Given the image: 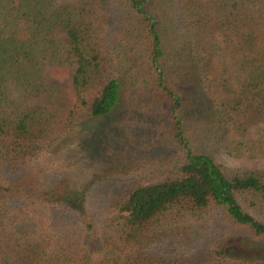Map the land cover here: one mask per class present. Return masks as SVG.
Here are the masks:
<instances>
[{"label":"trees","instance_id":"trees-1","mask_svg":"<svg viewBox=\"0 0 264 264\" xmlns=\"http://www.w3.org/2000/svg\"><path fill=\"white\" fill-rule=\"evenodd\" d=\"M78 2L0 0V264H177L146 246L164 226L215 210L264 238V222L240 201L264 218V168L228 173L194 149L186 95L175 85L179 74L190 78L193 96L208 102L199 124L209 149L264 163V0ZM222 58L229 61L225 69ZM52 66L73 69L78 104L64 122L32 108L41 96L60 95L44 81ZM132 90L163 100L179 162L162 182L130 190L99 238L81 235L93 227L85 223L75 234L57 216L60 203L67 212H84L82 189L46 185L38 166L76 122L108 115ZM226 255L219 252L215 262L264 264Z\"/></svg>","mask_w":264,"mask_h":264},{"label":"rangeland","instance_id":"rangeland-1","mask_svg":"<svg viewBox=\"0 0 264 264\" xmlns=\"http://www.w3.org/2000/svg\"><path fill=\"white\" fill-rule=\"evenodd\" d=\"M53 1L59 5L79 4L78 0ZM59 37L65 38L62 32ZM228 66L229 61L222 58L221 69ZM72 71L48 67L44 81L55 86L60 95L51 99L41 96L32 101V108H46L64 122L68 110L78 104L70 83ZM189 81L192 80L181 74L175 77L178 92L186 95L184 117L194 149L211 154L227 172L264 168L263 162L236 160L222 147H207V133L199 120L208 115L209 104L193 96L194 84ZM178 162L179 151L171 143L163 100L147 91L132 90L121 93L118 105L108 115L76 122L73 132L44 155L38 167L46 175V185H57L66 191L82 189L84 212L81 215L67 212L60 203L57 217L59 223L69 231L74 229L75 234L79 233L77 224L92 225L91 230L81 235L97 239L106 221L117 213L116 205L130 190L162 182L174 172ZM240 201L247 212L264 222L262 216ZM145 251L177 264H225L214 260L221 251L233 262L264 261V238L239 229L215 210L178 227L164 226Z\"/></svg>","mask_w":264,"mask_h":264}]
</instances>
